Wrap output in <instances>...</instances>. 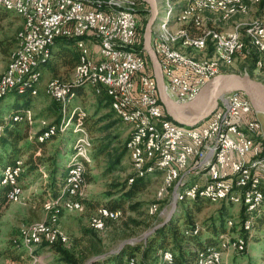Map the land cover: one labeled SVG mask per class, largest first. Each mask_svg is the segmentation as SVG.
<instances>
[{
    "label": "rangeland",
    "instance_id": "1",
    "mask_svg": "<svg viewBox=\"0 0 264 264\" xmlns=\"http://www.w3.org/2000/svg\"><path fill=\"white\" fill-rule=\"evenodd\" d=\"M155 1L157 3V9H159V15L157 16L152 29V45L155 40L154 30L156 31L159 28V21L163 17L164 11L172 8L175 13H173L172 17V20L174 21L181 13L180 9L186 5V1L184 0ZM178 5L179 7H177ZM246 5L248 7L247 12L238 13L226 20H224L220 15L206 13L203 16L205 19L204 24L208 28L238 30L242 34L244 42L246 43L247 40L249 43V39L246 36V30L248 27L254 25L258 19L263 17V12L260 16H255L254 14L259 8V5L249 2L246 3ZM138 7L139 10L147 12L144 16V20L148 21L150 17L149 7L141 4L138 5ZM22 19L23 18L19 14L12 13L9 18L0 22V40L10 38L15 40L18 31L23 26ZM182 29H190V26L176 23L175 25H171L170 31L171 33H179ZM83 43H89V41L85 40ZM80 48L81 52L84 54L83 56L90 57L85 48ZM11 51H7L4 54L0 53V79L9 67L11 59L8 54ZM184 52L189 53V55L191 53L193 54L192 56H196L197 58L210 56L208 55V52L201 54L192 53L190 50ZM255 54L258 59V53L256 52ZM47 58L49 59L48 50L44 54V59ZM244 59L245 54L239 56L230 66H222V71L227 70L231 71V73H240L242 71L241 63ZM38 73L40 75L39 85L37 87L39 90L38 95L32 94L35 97L31 98L29 106L24 104V99H20L18 101L21 109H30L24 115V120L28 121V126L30 127L29 128L27 126L28 130L25 129L27 130V133L29 129L30 133H35L44 128L49 129L55 127L52 126L51 123L55 122L58 116H61L58 124L61 120H63V122L66 121L70 123L71 119L74 124L75 119L73 120V117L75 115V109H79L86 114L87 123L86 128L83 124V127L85 128L83 131L75 128L74 125L69 124V126H66L65 130L67 132L65 131V134H59L54 139L46 143L42 150L38 151L36 155H40L42 162L46 163L45 166H41L42 171L46 172V170L50 171V169L53 171L49 172V175H45L42 178H40L36 172L23 174L21 176L23 185L19 183L22 189L20 199L15 203H9L7 201L9 204H6L5 208L0 210V252L7 248H13L14 245L11 246L9 243L13 239L17 238L20 240L21 248L26 251L27 254L31 255L34 253L32 261L28 259L26 253H24V256L19 260H13L5 255H0V264H65L53 251L39 250L41 248L47 249L46 247H42L46 243L35 247L33 252L26 249L23 245V239L27 237L29 227L35 224H48L53 232L60 233L65 239V243L62 244H66L68 242V245L64 247V249L73 254L75 258L78 257L81 259L80 264H88L87 262L90 259L88 257V251L92 244L97 246L99 245L100 249L103 251V255L98 257L97 260H103L105 257L116 252L122 244L144 242L145 236L152 230L153 227L167 221L170 214L171 216H174L178 211L180 200L183 197L182 184L184 181L181 182V180H178L174 182L172 187L164 188L163 173L161 171L160 174H155V172L149 173V177L144 180L145 189L127 201L123 213L120 210H116L122 217L115 222H107L113 220L104 221V226L102 228H98L96 223L100 219V215L104 210L103 205L111 199H116L121 192L120 189L113 190L110 187H121L124 182H126L129 187V185H132L135 180V178L132 177L136 173L134 172L128 152L122 156L120 164L116 166L114 170H109L110 166L120 155L126 139L130 137L131 127L123 122L121 117L114 110L113 111L117 115L112 113L110 108H102L98 105V95L94 93L93 88L90 85L84 86L82 94L79 96L75 95V97L71 99L70 104H68V108L65 109V111H63L62 105V110H60V107L58 109L57 105H54V103L44 95L46 92L45 88H47V85L51 80H53L52 74L47 71L41 72L40 70ZM59 75L61 79L68 81L67 83H71L73 79V75H71L70 70H61ZM253 75L255 79L264 82V72L257 73L253 68ZM26 89H28L27 86L22 88L15 87L4 95L2 99L13 90H17L19 94L23 95ZM2 99H0V101ZM14 102V97H6L0 104V115H7L12 112ZM16 118H19V120L16 121ZM257 118L264 127V117L257 114ZM11 119L15 122H20L22 120L20 116L16 115L13 118H10V120ZM24 127L25 124L23 123L19 125L18 129L21 133L24 132ZM84 137H86V142L89 141L91 150L89 148L85 150L88 152V157L90 156V162L86 166V184L83 186L84 188H82L80 194L75 199L80 202L82 206L77 210H69L65 208V203L56 201V198L53 199V197L48 196L46 187L50 185L51 175L54 174L55 170H57L58 173L62 174L63 172V174H65V165L68 163L70 158L71 162L76 156L75 146L74 153L72 146L74 144L76 145L78 140ZM26 143H28L27 139H24L23 142L19 143L18 149L20 150L15 151L16 155L14 159H20H18L13 165L9 166H15L18 162H21L23 165V160H26L34 154L33 150L27 151V149H21L26 145ZM1 169L2 166L0 167V171ZM27 169H25V172ZM201 173H207V171H202ZM56 177H59V174L56 173ZM132 179H134L133 182ZM205 181V178L203 176L201 178L200 176L199 180L196 182L203 184ZM161 190H164V193L163 196L160 197L158 194ZM106 193H110L112 196H107ZM84 200L87 202L82 204ZM206 200L208 201V199ZM44 201L45 203L43 204ZM158 202H160V204ZM135 204L136 208L130 209V207H134ZM98 205L101 206L96 210ZM219 205L221 204H207V206L204 207L200 213L195 215L194 219L197 224L202 225L208 223L209 218H214L218 208L220 207ZM231 206L232 207L229 209V215L231 218L229 222L233 221L235 226L231 227L228 222L229 232L227 236L222 240L219 246L215 247L221 252L222 264H224L227 260L226 254L228 253L232 254L228 258L230 262H232L235 258V262L237 264H264V227L258 230L253 228L252 232L246 233L248 239L251 238L250 240H247V250L245 249L246 252L244 254L235 256L236 254H234V252H240L235 249L236 247H234L233 243L236 240H239V237H243L240 234V231L242 230L241 222L245 217L244 215V218L240 216L241 210L238 206ZM263 207L264 204L259 209L254 211V213L259 214ZM246 217L249 220L253 219L248 213H246ZM14 249L17 252L20 251L17 247ZM38 250L39 253L37 254ZM229 250L234 252L226 253ZM130 264H134V260H132Z\"/></svg>",
    "mask_w": 264,
    "mask_h": 264
},
{
    "label": "built area",
    "instance_id": "2",
    "mask_svg": "<svg viewBox=\"0 0 264 264\" xmlns=\"http://www.w3.org/2000/svg\"><path fill=\"white\" fill-rule=\"evenodd\" d=\"M0 1H8L20 7L26 19V33L19 36L21 51L17 59L10 60L7 73L0 82L2 93L19 79L28 78V70L32 64L43 57L46 42L78 34L89 35V43L80 45L90 55L91 71L88 77L90 75L100 77L107 86V92L114 93L123 108L134 111V118L127 119V124L131 127L140 129L141 120H149L151 131L157 132L159 136L157 155H165V162L168 163L171 174L179 170L184 161H190L196 143H203L201 158L198 163H191L190 177L203 174L207 185H215L217 190L224 192L225 195L231 188H240L246 195L252 187L261 185V181L264 180V164L251 165V157H260L264 127L253 109H249V101L242 93L225 94L221 101L225 103V110L214 114L212 122L197 132H175L156 124L155 114L164 112H160L153 72L152 75L147 73L145 59L137 51V46L130 44L131 26L135 17H114L89 7L50 4L38 0ZM103 3L135 9V15L139 8V2L136 0ZM47 28H54L53 37H46ZM231 37H222L220 49L224 54L238 51V48H229ZM199 39L197 43H192L193 47L208 48L200 47ZM151 48L158 60L165 63L166 78L163 79L165 92L177 105L193 101L212 78L205 71H194L190 68V63L172 57L171 53L161 49L159 45H151ZM48 89L60 107L58 95L64 88L51 85ZM160 147H167V154H160ZM141 155L147 157V151H142ZM147 162L148 166L159 167V163H151L148 158ZM205 163H212L210 173H201V166ZM134 172L139 173L138 169H134ZM249 174H258L260 183H249ZM67 204L74 205V195ZM56 241L60 244V241L57 239Z\"/></svg>",
    "mask_w": 264,
    "mask_h": 264
},
{
    "label": "bare ground",
    "instance_id": "3",
    "mask_svg": "<svg viewBox=\"0 0 264 264\" xmlns=\"http://www.w3.org/2000/svg\"><path fill=\"white\" fill-rule=\"evenodd\" d=\"M38 1H46L50 4H66L74 7H89V9L100 10L101 13H109L114 17H135V21L131 26V35H130V44L137 45V14L135 15V9L131 8H122L120 6H112V5H104L103 2H109L114 0H98L100 2H93V0H38ZM139 0H136L138 2ZM186 1V5L183 6L180 11V15L176 17L173 21V13L174 11L171 9H166L163 13V17L159 21L158 29L154 30V38L153 45H159L161 49L166 50L168 53L172 54V57H176L178 60L185 61L190 63V68L194 71H205L208 75L212 77L222 73V66H230L234 63V61L241 55L245 54L246 43L242 39V34L238 30H220L219 28H211L206 27L204 22V15L206 13L220 15L224 20L232 17L238 13H245L248 11L245 1H249L252 3L259 2L260 0H184ZM0 6L5 7L7 10L13 11L19 14L23 18V30L19 33L23 35L26 33V19H24V12L20 7L14 6L8 1H0ZM175 14V13H174ZM159 15V9H158ZM176 23L184 24L187 26L192 25L196 31V34H191L188 29H182L179 33H171L170 28L171 25H175ZM216 26V25H215ZM153 32V30H152ZM153 34H151V37ZM184 35L186 39H184ZM54 36V28L46 29V37ZM223 36H232L229 39V48H238V51L235 53H222L220 49V43H222ZM246 36L249 39V45L256 50L258 53V59L255 63V71L257 73L264 72V14L263 17L251 27H248L246 30ZM69 39H78L79 43H83L85 40L89 41V35L86 34H78L73 37H62ZM200 38V39H199ZM55 39H51L49 42L44 44L43 49V57L34 62L31 68L28 70V78H21L16 81L10 88L2 93V87H0V99L4 95H6L10 90L15 87H25L32 88L35 85H39L40 75L39 68L41 63H44L48 60L44 59V54L48 50L49 45L55 41ZM199 39L200 47H208V48H194L192 43H197ZM150 45L151 40H150ZM179 45V47H178ZM211 49V54L205 58H197L196 56H192L193 54L184 52L187 50L192 51V53H205ZM21 51V40L18 37V43L15 49L12 51L10 59H17L19 53ZM209 55V54H208ZM161 65V70L163 74V79L166 78V67L164 61H159ZM10 65V64H9ZM91 71V61L90 57L83 56L78 63L77 67L73 72V79L71 83H64L59 79H53L47 85L46 93L47 95L53 99L55 102L56 98L49 91V87L58 86L64 88L62 93L58 95V102L60 106H63V111L68 108V104L72 98L75 97V94L71 91L72 86H86L90 85L94 92L97 95H100L102 91H104L111 101L112 109L121 117L123 122L127 124V119L134 118V111L130 108H123L122 104H119L118 97L112 93L107 92V86L103 84V81L97 75H90ZM7 73V71H6ZM6 73L0 79V82L5 77ZM33 78V80H32ZM39 90L33 89L32 94L38 95ZM232 95H241L240 92L233 91ZM61 106V107H62ZM249 109H252L251 104L249 102ZM225 110V103L220 102L216 111L202 124L195 128H184L180 127L171 121L165 119L163 114H155V122L158 125H161L166 128H170L175 132L182 133H193L205 128L208 123H211L214 114L218 111ZM160 112H164L162 106L160 105ZM65 113V112H64ZM74 117H77L75 123L71 122H63L59 130L61 132H65L66 126L74 125L75 128L83 131L85 128L83 127V121L86 117V114L79 109L74 110ZM257 114V113H256ZM16 121L19 118L15 119ZM129 125V124H128ZM131 127V125H129ZM57 131L56 127L49 128V130L40 137V141L44 142V140L51 137ZM86 137L81 138L75 145L76 156L70 162L69 165V175L65 181V185L61 191V193L56 198V201H60L65 203V208L69 210H77L82 205L80 202L75 200L77 196L80 194L84 182V174L86 172V166L90 162V156L88 157V152L85 150L89 148L91 150V145L85 141ZM130 139H133L130 141ZM130 139L128 140L126 145L127 152L130 156V161L132 162V166L134 169H138V172H142L144 170L147 173L154 172L155 169H158L163 173V187H172L174 182L186 180L185 177L191 175L192 164L198 163V160L201 158L203 154V143H196L192 154L190 155V161H184L181 164L179 170H175L172 174L168 167V163L165 162V155H157V147L159 145V136L157 132H153L150 129L149 120H141L140 129L137 127H131ZM149 142V143H142ZM264 136L262 141L260 142V157H251V165H260L264 164V147H263ZM88 149V150H89ZM142 151H147L146 155H141ZM90 154V151H89ZM132 154V155H131ZM160 154H167V147H160ZM147 158L151 163H159V167L157 165L148 166ZM22 163L18 162L15 166H8L7 168L1 171V176L4 179V182L9 185V192L6 195L7 201L9 203L17 202L22 194V189L19 185L18 178L22 173ZM71 168V169H70ZM207 171L210 173L212 171V163H205L201 166V172ZM78 175V177H77ZM197 176V174H196ZM201 178L203 174H200ZM77 177V178H76ZM193 178V177H192ZM76 179V180H75ZM198 179V178H197ZM75 180V181H74ZM184 180V181H185ZM192 180V179H191ZM74 181V182H73ZM133 182V180H132ZM249 183H260V176L258 174H249ZM263 181H261L260 186H254L246 195L240 188H231L228 193L225 195L224 192H219L215 185H207V182L200 184L195 183L194 185L188 187L185 191V196L187 199H195L197 196H200L204 199H208L213 204H227L238 206L240 210H245L246 213H253L257 209H259L264 204V189L262 190ZM164 190L159 192V196H163ZM74 195V205H68L67 202L70 200L71 196ZM243 204V206H242ZM121 214L117 211L103 210L100 215V219L97 221V227L102 228L104 226V221L107 220H119L121 218ZM231 227L235 226L233 221L229 222ZM254 228V220L247 219L245 217L241 222V229L245 233H250ZM25 237V235H24ZM23 237V238H24ZM239 240H236L233 244L235 249L238 252H244L247 247V242L245 238L239 237ZM56 239L60 241V243H65L64 237L60 233L53 232L48 224H35L29 227L27 237L23 240V245L27 250L33 252L35 247L46 243L48 245H54L57 243ZM166 261V262H165ZM175 264L173 262V255L170 252H166L163 254V264ZM222 264V257L220 250L215 247H208L204 250L200 251L198 254L196 264Z\"/></svg>",
    "mask_w": 264,
    "mask_h": 264
},
{
    "label": "trees",
    "instance_id": "4",
    "mask_svg": "<svg viewBox=\"0 0 264 264\" xmlns=\"http://www.w3.org/2000/svg\"><path fill=\"white\" fill-rule=\"evenodd\" d=\"M139 5H145L141 2V0L138 1ZM249 1H245V4ZM252 3V2H249ZM255 4L259 5V8L255 12V16H260L264 14V0H260L259 2H255ZM247 6V5H246ZM248 9V7H247ZM15 14V12L7 10L5 7L0 6V22L6 20L10 17V14ZM137 18H138V24H137V51L143 56V58L146 61L147 67L146 71L148 74L152 75V68L148 61V58L146 54L143 52V40L142 35L144 31V27L146 25V20H144V16L147 14V12L137 10ZM262 17V16H261ZM261 19V18H260ZM258 19V21L260 20ZM23 20V19H22ZM256 21V22H258ZM255 22V23H256ZM23 30V26L18 31L15 40L13 39H4L0 40V53H6L7 51H13L18 43V37L19 33ZM188 31L191 34H196V31L192 25H190V29ZM80 42L78 39H69V38H57L55 41H53L49 47V59L41 63L39 70L41 72L47 71L52 74V79H59L64 83H67L68 81H64L60 78L59 72L61 70H70L71 75L73 73V70L77 67L78 63L81 60V57L84 55L81 52V48L77 47V44ZM76 47L77 51L74 49ZM51 50V53H50ZM211 49L208 50V54H211ZM12 51L8 54V56H11ZM80 51V52H79ZM254 51V52H253ZM255 50L249 45L248 41L246 40V48H245V59L241 63V69L242 71L240 73H247L251 78H254L253 75V68H255V63L257 61V55L255 54ZM222 73H231V71L223 70ZM255 79V78H254ZM261 81V80H259ZM263 82V81H262ZM264 83V82H263ZM38 85L33 86L32 88L26 89L25 93L23 95L19 94L17 90H13L11 93H9L6 97L12 96L15 98V102L13 104V110L7 115H0V167L2 166V169H5L9 165H13L18 159H14L15 157V151L20 150L18 149V145L20 142H23L24 139L28 140V143H26L25 146L21 149H27V151H37L42 150L44 145L54 139L59 134H65L66 132H61L59 130L63 120L60 121L58 124L60 117L58 116L56 118L55 122H52L51 125L55 126L57 131L48 139L44 140V142L40 141V137L43 136L49 129H41L36 134L31 135L29 134V131L27 133V126L28 121L24 120L25 113L30 110L27 109H21L18 101L20 99H24L25 105H30L31 98L35 97L32 95L33 89H38ZM84 86H72L71 91L75 95H81L82 90ZM94 91V90H93ZM44 92V90H43ZM95 93V92H94ZM44 95L48 97L54 105H57V108L59 109V105L57 102H55L53 99H51L49 96H47L45 93ZM5 97V98H6ZM3 98L0 101V104L5 99ZM98 105L102 108L107 107L110 108L111 101L107 94L102 91L100 95H98ZM57 109V110H58ZM60 110L61 106H60ZM110 111L113 113V111L110 109ZM115 115H117L114 112ZM20 116L22 120L20 122H15L13 119L10 120V118H13L14 116ZM165 119L170 120L165 113H164ZM117 117V116H116ZM77 117H75L76 121ZM120 120V119H119ZM121 121V120H120ZM172 122V121H171ZM21 123L25 124V127L23 129V133L18 129L19 125ZM87 123V117L84 119L83 124L86 128ZM29 127V126H28ZM30 128V127H29ZM27 129V130H25ZM26 131V132H25ZM127 138L124 147L120 153V155L116 158V160L113 162V164L110 166L109 170H114L116 166L120 164L122 156L127 153L126 145L128 140ZM74 146H72V150L74 153ZM263 147H264V141H263ZM72 153V155H73ZM264 154V153H263ZM71 155V156H72ZM71 160V158H70ZM70 160L65 165V174L58 173L57 170L54 171V174L51 175V183L46 187V192L48 191V196L53 197V199L57 198L60 194V191L63 189L65 185V181L68 175ZM41 157L36 156L35 154L31 155L26 160H23V167H22V173L20 177L18 178V181L23 185V180L21 176L23 174H29V173H37L40 178L44 177L45 175H49V172L53 171L52 169L42 171L41 166H45L46 163H41ZM28 168V169H27ZM25 169L27 171L25 172ZM0 171V210H3L6 206V204H9L7 202L6 195L9 191V185H7L4 182V179L1 176ZM155 174H160V171L158 169H155ZM56 173L59 174V177H56ZM149 173H147L146 170L136 173L133 175L132 179L134 180V183L132 185L127 186V183L124 182L121 187H110L113 190L120 189L119 196L116 199H111L108 201L104 209H109L112 211L120 210L122 213L124 212L125 204L128 200H130L134 195L142 192L145 189V183L144 180L148 178ZM145 176V177H144ZM86 172L84 174V182L86 184ZM141 177V178H139ZM193 177V178H192ZM188 176L186 180L182 184V192L183 197L180 200L178 211L175 213L174 216H171L170 219L165 223H160L157 226L153 227L152 230L149 232L148 236L145 237L144 242L140 243H127L123 244L118 248L116 252L113 254L105 257L103 260H97L98 257L103 255V251L100 249L99 245L92 244L91 248L88 251V257L90 258L87 262L88 264H130L132 260H134V264H163V254L166 252H170L173 255V262L175 264H196L198 254L200 251L204 250L207 247H217L221 244L222 240L227 236L229 230H228V222L231 219L229 215V209L232 207L231 205L227 204H221L216 212V216L214 218H209V222L199 225L195 221L194 217L196 214L200 213L204 207L209 205H214L211 202L207 201L206 199L197 196L195 199H187L185 196L186 189L196 183V181L199 180L200 174L194 175V176ZM198 178V179H197ZM192 179V180H191ZM22 180V182H21ZM46 186V185H45ZM188 186V187H187ZM262 190L264 189V180L261 186ZM184 190V191H183ZM107 196H112L110 193H106ZM52 199V200H53ZM87 202L84 200L82 202ZM45 201L43 202V204ZM160 204V202H158ZM101 205H98L96 207V210ZM136 208V204L134 207H130V209ZM1 213V212H0ZM246 217L245 210L243 209L241 211V217ZM243 217V218H244ZM250 217L254 219L255 226L254 228L256 230L261 229L264 227V207L260 211L259 214L250 213ZM107 222H115V221H107ZM106 222V223H107ZM92 229V228H91ZM240 234L245 238L246 242L248 239V236L244 231H240ZM249 235V234H248ZM9 244L11 246L14 245L13 248H7L0 252V255H5L7 257H10L13 260H19L24 256V251L21 248V243L19 239H13ZM68 245V242L66 244L62 243H56L54 245H44L42 247H46L47 249H39L42 250H51L54 253H56L60 260L65 264H80L81 259L78 257L75 258L73 254L69 253L67 250L64 249ZM15 247H17L20 251H15ZM247 248V247H246ZM39 250L37 254L39 253ZM247 250V249H246ZM241 253H235V256L242 255L246 252ZM34 254V253H33ZM33 254L29 255L26 253V256L30 261L33 260L34 256ZM224 264H237L235 262V258L232 262H227Z\"/></svg>",
    "mask_w": 264,
    "mask_h": 264
},
{
    "label": "water",
    "instance_id": "5",
    "mask_svg": "<svg viewBox=\"0 0 264 264\" xmlns=\"http://www.w3.org/2000/svg\"><path fill=\"white\" fill-rule=\"evenodd\" d=\"M141 2L149 7L150 12L142 35V50L153 71L159 103L172 123L190 129L199 126L216 111L223 96L233 91L242 93L250 102L253 111L264 117V83L245 73H220L205 84L193 101L184 105L173 103L166 95L161 65L150 45L152 29L158 16L157 3L155 0H141Z\"/></svg>",
    "mask_w": 264,
    "mask_h": 264
},
{
    "label": "crops",
    "instance_id": "6",
    "mask_svg": "<svg viewBox=\"0 0 264 264\" xmlns=\"http://www.w3.org/2000/svg\"><path fill=\"white\" fill-rule=\"evenodd\" d=\"M180 1H182V0H180ZM181 3H182V2H181ZM181 3H180V5H181ZM177 7H179V5H178ZM80 45H81V44L78 43V44H77V47L80 48ZM74 49L77 51L76 47H74ZM79 52H80V51H79ZM199 54H201V53H199ZM73 72H74V70H73ZM72 75H73V73H72ZM45 91H46V88H45ZM45 93H46V92H45ZM46 95H47V94H46ZM110 109L113 111V109L111 108V106H110ZM113 113H114V111H113ZM37 132H38V131H37ZM37 132H35V133H30V129H29V134H30V136L36 134ZM38 151H41V150H37V151H35L34 154L36 155V153H37ZM36 156H40V155H36ZM104 208H105V206H104ZM228 252H234V251L229 250V251H227L226 253H228ZM226 253H225V254H226ZM235 253H237V252H234V254H235ZM225 254H224V255H225ZM231 255H232L231 253L226 254L227 260L225 261V263L229 262L228 258H229ZM130 263H131V262H130Z\"/></svg>",
    "mask_w": 264,
    "mask_h": 264
}]
</instances>
